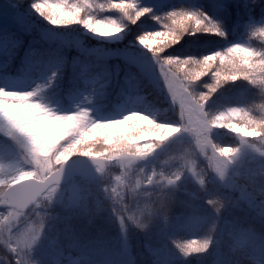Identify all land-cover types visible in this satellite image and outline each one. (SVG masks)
<instances>
[{"label":"clouds","instance_id":"clouds-1","mask_svg":"<svg viewBox=\"0 0 264 264\" xmlns=\"http://www.w3.org/2000/svg\"><path fill=\"white\" fill-rule=\"evenodd\" d=\"M5 3L35 19L0 52V264H264V0Z\"/></svg>","mask_w":264,"mask_h":264},{"label":"rangeland","instance_id":"rangeland-1","mask_svg":"<svg viewBox=\"0 0 264 264\" xmlns=\"http://www.w3.org/2000/svg\"><path fill=\"white\" fill-rule=\"evenodd\" d=\"M3 1L5 2V0H3ZM5 5H6L5 7L10 10L8 12V14L13 16V18L15 19L17 24L23 25L24 22L25 23L28 22L29 27L25 31L24 35L20 36L21 37L20 40L16 39V38H12L9 41H5V39H0V52H2L6 48V45H8V44H10L11 46L19 45L21 47L28 48L29 47V40L31 39V36L33 34V20L35 18L34 17H30L29 15H27V13H26V5L21 7L22 8V11L20 10L21 13L17 12L16 10H12L13 8L9 7L6 3H5ZM132 33H133V31H132ZM132 33L129 34V36L127 37V40H131L132 39V36H133ZM71 41H69V43ZM73 41H75V40H73ZM76 42H80V41H76ZM126 42L127 41H125V43ZM113 47H117V46H113ZM7 48H10V47H7ZM184 51L185 50H178V53H181V52H184ZM172 52H173V54H177V50H175V49L172 50ZM120 56H121V58L125 57V56H129L130 60H127V61L129 63H134V64H137L139 66V61H138V59H137V57L135 56L134 53L129 52V51H124V52L120 53ZM8 71L11 72V69H8ZM158 255L161 257V260L163 261V264H169V261L171 259L169 253H165L164 251H160L158 253ZM193 264H195V262H193Z\"/></svg>","mask_w":264,"mask_h":264},{"label":"snow or ice","instance_id":"snow-or-ice-1","mask_svg":"<svg viewBox=\"0 0 264 264\" xmlns=\"http://www.w3.org/2000/svg\"><path fill=\"white\" fill-rule=\"evenodd\" d=\"M39 7L43 10L45 6L40 5ZM47 10L53 16H55L56 14H59L61 16H64L66 20H71V17H69L68 14L63 11L62 5H59L56 3H49L47 5ZM52 22L56 23L57 21L53 20ZM93 30L97 33H100L101 35H108L110 32L115 31V29H112L107 25L101 26L100 24H96L94 26ZM141 43L151 45V44L155 43V39H153L152 41H148L147 38H145L144 40L141 41Z\"/></svg>","mask_w":264,"mask_h":264},{"label":"trees","instance_id":"trees-1","mask_svg":"<svg viewBox=\"0 0 264 264\" xmlns=\"http://www.w3.org/2000/svg\"><path fill=\"white\" fill-rule=\"evenodd\" d=\"M145 21H147V20L145 19ZM147 22H150V21H147ZM150 23L152 24V22H150ZM135 32H136V29L133 30L132 35H134ZM216 42H218V41H216L214 38H210V37H199V38L186 39L184 41V43L182 45L178 46L177 49H175V50H179V49H181V47H185L187 43H189V44H196L197 43V44H201V45L204 44V45H207V46L208 45H211V46H210V49L209 50H206V51H194V50H192L193 52H197V53H200V52H208V51H210V50H212V49L215 48V44L214 43H216ZM89 43L92 45V44H95L96 42L91 41ZM77 44L82 46L81 43H77ZM218 47H220V46H218Z\"/></svg>","mask_w":264,"mask_h":264}]
</instances>
